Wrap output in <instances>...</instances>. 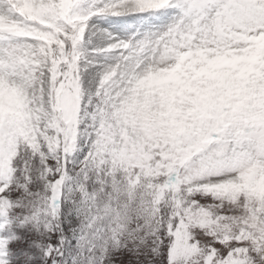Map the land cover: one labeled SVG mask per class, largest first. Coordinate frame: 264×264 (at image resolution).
I'll return each instance as SVG.
<instances>
[{
  "label": "snow or ice",
  "instance_id": "6c2138e0",
  "mask_svg": "<svg viewBox=\"0 0 264 264\" xmlns=\"http://www.w3.org/2000/svg\"><path fill=\"white\" fill-rule=\"evenodd\" d=\"M264 264V0H0V264Z\"/></svg>",
  "mask_w": 264,
  "mask_h": 264
},
{
  "label": "trees",
  "instance_id": "16d2710c",
  "mask_svg": "<svg viewBox=\"0 0 264 264\" xmlns=\"http://www.w3.org/2000/svg\"><path fill=\"white\" fill-rule=\"evenodd\" d=\"M34 229L30 226H24L20 228H16L15 231L21 237V239L13 241L9 244V248L12 250L13 256H19V259H13V264H25V258L20 256L21 252H29L34 253L35 251L38 252V249L35 246H30L32 241L40 240L42 237L36 235L35 237L32 236V231ZM27 264H38L37 261L32 260L28 261Z\"/></svg>",
  "mask_w": 264,
  "mask_h": 264
},
{
  "label": "rangeland",
  "instance_id": "374dc122",
  "mask_svg": "<svg viewBox=\"0 0 264 264\" xmlns=\"http://www.w3.org/2000/svg\"><path fill=\"white\" fill-rule=\"evenodd\" d=\"M30 226H31V225H30ZM33 229H34V228H33ZM31 234H32L33 237H35L36 235L42 237V238L40 239V241H42V240H44V239L46 238V237L40 235L39 233H37V231H36L35 229L32 231ZM36 253H37V252L35 251V252L33 253V255L35 256ZM34 260L37 261V263L39 264V262H38L37 259H34Z\"/></svg>",
  "mask_w": 264,
  "mask_h": 264
}]
</instances>
